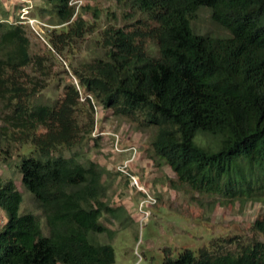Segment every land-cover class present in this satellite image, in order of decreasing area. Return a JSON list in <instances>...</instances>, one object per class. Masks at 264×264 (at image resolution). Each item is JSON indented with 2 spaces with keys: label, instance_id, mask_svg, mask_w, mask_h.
<instances>
[{
  "label": "trees",
  "instance_id": "1",
  "mask_svg": "<svg viewBox=\"0 0 264 264\" xmlns=\"http://www.w3.org/2000/svg\"><path fill=\"white\" fill-rule=\"evenodd\" d=\"M90 1L82 0L74 15L69 0H42L33 15L51 26L48 43L58 55L73 53L93 29L83 15L98 18ZM122 1L141 15L139 25L109 24L103 53L69 63L77 84L64 82L63 96L52 102L38 100L50 72L31 53L26 25L0 12V153L8 152L6 142L30 144L17 167L40 211L19 214L23 196L0 174V208L7 216L0 227V264L115 262L113 245L99 235L111 240L116 232L101 219L122 226L132 219L124 206L105 200L103 166L60 151L87 137L98 141L96 104L149 131L151 153L179 183L226 200L264 201V0ZM201 7L227 35L193 31L191 19ZM146 40L155 42V53ZM251 229L264 236V216ZM212 245L185 248L175 258L168 252L161 264H264L262 239L238 243L233 251Z\"/></svg>",
  "mask_w": 264,
  "mask_h": 264
},
{
  "label": "rangeland",
  "instance_id": "2",
  "mask_svg": "<svg viewBox=\"0 0 264 264\" xmlns=\"http://www.w3.org/2000/svg\"><path fill=\"white\" fill-rule=\"evenodd\" d=\"M89 4L97 8L98 18L92 17L91 12L86 11L83 14L93 29L85 34L83 39L77 40L74 52L70 54L64 51L60 56L50 47V31L47 29L51 27H43L42 32L36 33L25 24L31 41V53L39 55L50 72L48 85L42 90L38 100L52 102L63 96V83H75L76 80L68 64L77 65L80 61L101 55L102 34L109 24L124 26L127 29L139 25L137 20L141 15L129 9L122 0H95ZM41 5L42 0H0V12L6 10L9 18L18 22L23 7L29 10V14L36 15ZM46 19L47 17L44 20ZM191 27L198 34L227 35L225 29L212 21L210 10L206 7H201L196 12L195 17L191 19ZM146 46L150 48L151 53L156 52L154 41L146 40ZM48 50L54 52L55 57ZM95 106L92 110L93 136H98V141L87 137L80 145L71 149L62 147L60 151L65 156L77 153L81 160L90 159L103 166L107 170L103 176L108 187L105 200L112 206H124L127 216L132 219L124 226L113 220L101 219L116 232L111 240L105 234L99 235L101 241H110L114 247L113 264H133L137 260L135 250L142 256L139 264H161L168 252L175 258L183 249L188 248L195 252L210 243V240L214 241L212 246H220L222 251H233L238 243L242 244L252 238L264 240L263 235L251 229L253 221L264 216V201L226 200L218 195L198 193L189 185L179 183L170 167L151 153L149 131H139L130 122L114 116L110 110H103L98 104ZM100 131L103 135H99ZM111 133L119 135V142L123 146L134 145L137 148L133 161H136V166L131 168L156 199V203L149 206V215L142 225L136 220L135 210L140 193H136L134 188L131 189L127 177L116 169L117 164L129 151L123 153L113 150L114 139ZM93 136L91 134V137ZM4 145H9V149L6 154L0 153V174L4 180L12 179L16 189L23 196L18 213L31 211L40 216L32 196L21 183V173L17 167L22 156L29 154L30 144L26 146L11 141ZM5 218L7 219L6 215ZM40 220L41 230L47 234L43 217ZM227 238H232L233 241H223Z\"/></svg>",
  "mask_w": 264,
  "mask_h": 264
},
{
  "label": "built area",
  "instance_id": "3",
  "mask_svg": "<svg viewBox=\"0 0 264 264\" xmlns=\"http://www.w3.org/2000/svg\"><path fill=\"white\" fill-rule=\"evenodd\" d=\"M69 4L74 7V15L80 10L82 0H69ZM29 10L27 8H22L21 10V18L18 21L19 23L27 24L31 27L32 30H34L36 33L39 31H43V27H51L47 23H45L43 20L37 18L36 16H33L29 14ZM75 83L77 84L76 80ZM103 132H100L102 134ZM111 135L114 137V147L113 150L117 152H126L129 151L128 154H126L125 158L117 164V170L127 177L129 180V185L131 186V189L134 188L136 193H140V197L138 200V203L136 205V214H137V222L142 225L148 215H149V206L156 203V199L154 196L149 192L147 188L143 185L141 182L139 176L131 171V165L136 158L137 154V148L134 145L122 147L119 142V135L115 133H111ZM5 213L0 208V227L3 226L5 223ZM135 255L137 256V260L133 264H139L142 260V256L135 250Z\"/></svg>",
  "mask_w": 264,
  "mask_h": 264
}]
</instances>
